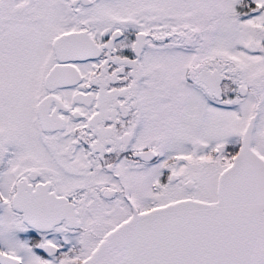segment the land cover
Here are the masks:
<instances>
[{
  "label": "snow or ice",
  "instance_id": "6c2138e0",
  "mask_svg": "<svg viewBox=\"0 0 264 264\" xmlns=\"http://www.w3.org/2000/svg\"><path fill=\"white\" fill-rule=\"evenodd\" d=\"M0 264H264V0H0Z\"/></svg>",
  "mask_w": 264,
  "mask_h": 264
}]
</instances>
